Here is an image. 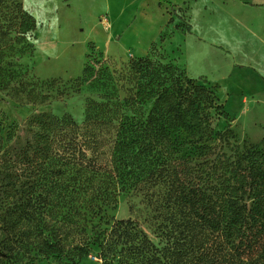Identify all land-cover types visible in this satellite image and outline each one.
<instances>
[{
    "label": "trees",
    "instance_id": "trees-1",
    "mask_svg": "<svg viewBox=\"0 0 264 264\" xmlns=\"http://www.w3.org/2000/svg\"><path fill=\"white\" fill-rule=\"evenodd\" d=\"M36 30L22 0H0V90L44 104L22 63ZM154 53L85 68L76 88L97 98L81 123L34 116L20 150L0 130V264H264V138L239 144L217 86ZM122 196L142 198L161 243L108 217Z\"/></svg>",
    "mask_w": 264,
    "mask_h": 264
},
{
    "label": "rangeland",
    "instance_id": "rangeland-1",
    "mask_svg": "<svg viewBox=\"0 0 264 264\" xmlns=\"http://www.w3.org/2000/svg\"><path fill=\"white\" fill-rule=\"evenodd\" d=\"M149 1L147 5L142 0H22L37 21L36 52L22 63L32 79L44 84L49 101L30 104L0 90V130L5 141L12 133V141L6 142L9 147L20 150L24 146L34 116L68 113L78 123L83 121L87 99L97 98L86 85L80 91L76 88L85 68L120 71L131 60L150 56L152 49L153 55L181 67L191 78L217 86L239 144L264 138V14L255 9L264 4L201 0L191 10L200 0L183 5L161 0L160 7L155 0ZM241 3L251 8H242ZM129 20L134 21L131 28L126 26ZM184 22L191 26L190 33ZM190 38L223 49L200 48ZM52 81L56 83L49 86ZM226 124L223 118L221 128ZM107 215L135 220L156 244L161 243L151 224L152 213L141 197L122 196ZM38 264L67 263L45 260ZM77 264L101 262L91 255Z\"/></svg>",
    "mask_w": 264,
    "mask_h": 264
},
{
    "label": "crops",
    "instance_id": "crops-1",
    "mask_svg": "<svg viewBox=\"0 0 264 264\" xmlns=\"http://www.w3.org/2000/svg\"><path fill=\"white\" fill-rule=\"evenodd\" d=\"M144 3L143 4H147V5H149L151 2L149 1V0H142ZM156 1V4L158 5V7H160L159 6V3L161 2V0H155ZM173 4H178V5H183L185 2H187L188 0H170ZM254 1H256V2H259V4H264V0H254ZM170 2V3H171ZM202 1L200 0L198 3H196V4H194L193 6H192V8H191V10H193L194 9V7H197V6H199V4L201 3ZM208 2V1H207ZM171 3V4H172ZM207 7L208 5H204V7ZM241 6H242V8H248V7H250L251 8V6L250 5H247V4H244V3H241ZM205 7V8H206ZM216 8H219L218 6H215ZM255 8V7H254ZM258 12H263V14H264V6H258V7H256L255 8ZM190 10V11H191ZM161 14H162V12H163V9L161 8ZM231 15H232V12H230V17H231ZM135 22H136V19H135ZM133 24H134V21H130L129 20V23H127V25L126 26H128L127 28H131V27H133ZM240 25H241V23H240ZM190 40H192L193 42H196L199 46H200V48H205V47H209L210 49H213V48H222L221 46H218V47H215L214 45H207L206 43H204L203 41H196L195 39H193V38H190ZM223 49V48H222ZM189 64V62L187 61L186 62V66ZM188 67V66H187ZM187 67H186V70H187ZM188 72V71H187ZM204 75V74H203ZM197 78V77H196Z\"/></svg>",
    "mask_w": 264,
    "mask_h": 264
}]
</instances>
